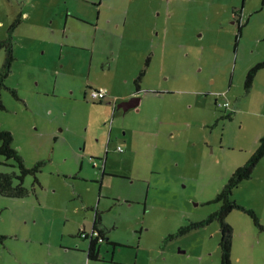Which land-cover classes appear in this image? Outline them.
<instances>
[{
  "label": "rangeland",
  "instance_id": "374dc122",
  "mask_svg": "<svg viewBox=\"0 0 264 264\" xmlns=\"http://www.w3.org/2000/svg\"><path fill=\"white\" fill-rule=\"evenodd\" d=\"M183 6L189 11L183 25L188 33L178 30V36L170 37L172 48L163 50L159 58L164 54L171 66L165 72L159 70L163 80L154 78L149 83L148 100L161 102L163 108L147 107L168 122L160 129L159 143L148 153L147 161L155 155L152 166L134 162L131 154H119L116 148L121 142L115 141L107 170L123 176L107 175L99 194V184L73 179L76 174L91 176L79 171L78 154L86 138L94 141L93 130L105 140L109 127L114 126V138L119 120L107 122L109 111L103 112L102 102H93L92 91L85 103L79 102L83 90L73 79H78L75 69L82 68L74 67L70 57L84 62L94 55L100 57L94 64L96 73L90 75V85L96 88L105 82L97 74L108 64L114 63L117 80L123 68L119 62L135 60L132 47L143 42L130 33V25L136 23V4L130 0H0V41L10 39L16 60L6 80L9 89L1 94L5 109L0 111V128L12 133L13 147L27 168L43 163L38 186L33 177L25 178L26 188L35 185V194L26 199L0 196V235L4 236L0 264H61L70 259L68 251L83 243L69 236L92 226L93 213L86 211L80 196L94 207L100 204L103 225L110 229L108 237L122 245L112 252L116 264H220L217 222L165 245L163 240L217 209L218 203L209 202L233 171L252 156L264 135V67L254 76L249 92L244 87L247 73L264 62V5L262 0H185ZM238 8L245 11L241 24L231 14ZM127 10L132 11L130 35L115 27ZM20 13L22 20L16 24ZM78 33L87 40L78 43L84 50L73 48L72 39ZM156 46L159 52L162 47ZM109 53L119 62L106 59ZM5 55L0 49V70ZM82 85L85 89L84 81ZM163 90L174 93L168 96ZM215 101L230 106L218 107L221 115L215 111ZM174 111L176 126L167 118ZM220 115L225 120H218ZM124 120L129 122L131 115ZM131 123L137 124L134 119ZM133 137L136 141L144 138L142 132ZM134 150L143 152L146 147L135 146ZM79 160L87 162L88 157ZM4 162L0 157V172H9L13 163L8 161L7 166ZM98 171H93L97 178ZM233 193L234 200L253 210L264 227V157L251 178ZM225 221L234 233L233 264H264V232L253 219L232 210ZM254 232L258 245L252 239ZM103 257L110 258V254Z\"/></svg>",
  "mask_w": 264,
  "mask_h": 264
},
{
  "label": "flooded vegetation",
  "instance_id": "af4514ba",
  "mask_svg": "<svg viewBox=\"0 0 264 264\" xmlns=\"http://www.w3.org/2000/svg\"><path fill=\"white\" fill-rule=\"evenodd\" d=\"M130 1L134 2V4H136V6H137L135 8V16H134L136 23L134 24V26L130 25V33L134 34L135 36H139V35H137L138 32L142 33L144 31L145 27H147V29H148L149 26L154 25V28L158 30V34L154 32V37L155 36L157 37L154 39V44H151V42L148 40V42L144 41V42H142V44H140L137 47L136 46L132 47L133 53H131V54H134L135 60H129L128 62L136 63L137 61L141 60L143 67L138 71L137 74H135V77H134L133 88H134V91H136V93H134V95L132 94L129 98H127L124 101L123 100L119 101L117 99V97L113 98V101H112L113 105L111 107V111L108 112L107 122L110 121V119L115 120L117 118V120H119L118 127H116V135L114 136V138H112L114 126H111V127H109V133H108V136L106 137L105 140L103 139L101 134L98 135L93 130L92 131L93 136L91 138L94 141L88 142L89 139H85L83 141L81 152H80V155L78 156V162H79L78 164H79V169H80L79 171L81 173H85V174L89 173L91 176L85 177V175L78 176L76 174V175H74L73 179H76V180L81 179L85 182H92V183L99 184V187H98L99 194L102 193V188H103L102 186H103L105 177H107V175L123 176V175L115 174L114 173L115 170H113V169L107 170V167H109L108 156H110V147L115 141L118 142V141L126 138L125 135H127V136L130 135V133L129 134L127 133L126 129H129L132 133L134 132L133 131L134 126L132 125L131 120H133V118L136 116V113H138V111H139L138 103L136 104V100H138V98H139L138 96L142 90L139 85H140V83H142L143 76L147 72V69L151 68V66L154 62H156L160 58L165 59L164 54L160 58H159V55L163 52V50L166 51L167 49L172 48L171 44H173V43L170 40L171 36H178V30H180V31L183 30L184 33H188L187 30L183 29V25H185V21L187 22V18L189 16V11L186 10L185 6H183L185 0H130ZM127 11H126V13H127ZM231 14H232L235 22H237L239 24L242 23V21H243L242 19L244 17L243 10H240L239 8L234 9L231 12ZM79 18H81V17H79ZM81 19L84 20L86 18H81ZM179 19L182 22H180ZM21 20H22V14L20 13L18 15L16 21L19 23ZM124 21L125 20L123 19L121 24L120 23L116 24L115 25L116 29H121V31H123L124 30L123 29L124 28V24H123ZM176 23L178 25H176ZM131 27H132V31H131ZM76 35H78L77 38H75V36L73 37L76 40V42L82 43V42L87 41V40L83 39V36H84L83 33H78ZM177 40L174 43V46L176 49H178V47H179V43ZM119 45L120 44L118 43V46ZM156 45H158L159 47H162V49L159 52H157L158 50H157ZM80 46H81V44H80ZM83 48L84 47H81V49H76V50H84ZM73 57L72 58L74 60L71 59L72 65H75V63H76L75 61L77 59H79L80 61L82 60L80 57L78 58L75 55H73ZM94 57H97V56L94 55L91 58H88L89 61H91L92 58H94ZM106 59H109V60L117 59V61L119 62V58L115 55L110 54V53ZM87 64H89V63H87ZM80 67L82 68V71L81 70L77 71L75 69V74L77 77H80V79L79 78L77 80L73 79V81L76 84L81 83L79 85V89L82 88L83 91L87 90L88 93L90 91H92L94 93L95 91L98 90L99 87L96 88L95 86H88V85L84 84L85 89L83 88L82 82L86 80V76L88 73H87V70H84L82 66H80ZM135 82H138V84H134ZM108 96H109V93H107L106 97H108ZM106 97H104L102 99H95V100H93V102L105 103ZM217 103L218 102L215 101L216 105H217ZM131 111L134 112L133 115H132V113H130ZM125 115H131V120L129 122H126L124 120ZM86 140H88L87 144H89V146H92L94 148V151H93L94 154H91V152L89 151V146H85ZM71 143H72L71 141H68L69 145ZM85 156L88 157L87 162L79 160L81 157H85ZM111 166L112 165L110 164V167ZM83 168H85L86 171H82V170H84ZM145 168H146V165L144 164L142 166V169L144 170ZM95 169L99 170L98 171L100 173L99 178H97V174H94V172H93ZM142 172L143 171L138 172L140 177L143 176ZM80 197L82 199L81 200L82 203L83 202L85 203V198H82V196H80ZM110 200H111V197H110ZM127 201L131 202V201H129V199H126V202ZM86 211H88V212L91 211L94 213L93 224L95 225V218H96L95 216H97L98 211H100L99 206L97 205V207H94V205L90 204V206H86ZM100 212H102V211H100ZM103 215H104V212L101 216H99V218H100L99 222H101L102 227L104 226L103 220H102ZM94 225H92V229H90L88 231H85L83 228L78 230L77 234L74 235L73 237H75V239H78V240L80 239V240L89 242L88 249H86V255H87V258L89 259L90 262H97V263L108 262V263L116 264L114 262V257H113L112 252H114L117 248H120L122 245L120 243L113 241L112 239H110L108 237V236H110V235H108L110 229L103 227L106 229V231H104L105 235L100 236L98 234V232H99V229H101L102 227H100V226L94 227ZM112 229L114 230L115 228H112ZM97 230H98V232H97ZM92 243L95 244L94 245V253L96 254L95 259H91L89 257V254H88L89 253V246ZM103 247L105 248V251H103ZM107 253L110 254L111 258L106 259L103 257Z\"/></svg>",
  "mask_w": 264,
  "mask_h": 264
},
{
  "label": "trees",
  "instance_id": "16d2710c",
  "mask_svg": "<svg viewBox=\"0 0 264 264\" xmlns=\"http://www.w3.org/2000/svg\"><path fill=\"white\" fill-rule=\"evenodd\" d=\"M262 5H264V0H262ZM18 24L17 21H15ZM15 26H12L9 29V33L11 34ZM241 29V28H240ZM240 29L238 32L240 33ZM10 34L9 37L10 38ZM4 49L6 55L4 59V64L0 70V111L5 109L3 102L1 100V94L4 89H9L6 86V80L10 77L12 64H14L15 55L13 53V45H11L10 39H6L4 41H0V49ZM264 67V62L257 64L254 68H252L246 75L245 80V90L246 93L249 92L250 87L252 86V82L254 80V76ZM134 84H138L135 82ZM14 98L16 97V93L13 89H10ZM229 104V103H228ZM215 111L223 113L218 109V106L214 104ZM230 106V105H229ZM228 106V107H229ZM220 113V114H221ZM222 115V114H221ZM219 116L220 119L218 120H225L223 116ZM227 120H230V117H226ZM0 157L5 158V162L3 165L10 166L7 162L11 161L13 166H11V170L9 172H0V196L6 197L10 199H21L27 198L31 194H35V185L38 186L39 182L37 179V175L40 172L43 163L39 162L35 164L32 168H27L24 164L22 157L18 150L13 147V135L11 132L2 130L0 128ZM264 157V135L260 138L259 145L257 146L256 150L252 154V156L245 161V163L237 168L228 178L227 182L223 186L222 190L217 193L215 198L209 203H218V207L215 211H213L206 219H202L196 222H191L184 226H181L175 233L168 234L164 240L163 245L171 240H174L178 237L183 236L186 233H190L193 230H197L200 228H205L209 226L213 222H217L220 231V238H219V252H220V264H233L231 259V250H232V228L231 226L225 221L227 220L228 215L232 212V210H240L245 212L249 217L253 219L254 225L264 230V227L260 225L259 219L257 218L256 213L253 210H248L241 204L237 203L234 200V193L233 191L237 189V187L243 181L250 179L255 166L258 162ZM33 177L35 181V185H32L30 188H26L25 178ZM36 186V187H37ZM103 212L98 211L97 216H95V225L94 227L101 226V222H99V216H101ZM105 229H99L98 234L100 236H104ZM4 237V236H3ZM3 237L0 235V240H3ZM94 243L89 246V257L91 259L96 258V254L94 253Z\"/></svg>",
  "mask_w": 264,
  "mask_h": 264
},
{
  "label": "crops",
  "instance_id": "0c3cea01",
  "mask_svg": "<svg viewBox=\"0 0 264 264\" xmlns=\"http://www.w3.org/2000/svg\"><path fill=\"white\" fill-rule=\"evenodd\" d=\"M131 12H132L131 10H128L126 13V17L124 18L125 21L123 23L124 24L123 29H124L126 34H129L128 30H129L130 21H128V20L130 18ZM244 15H245V13H244ZM98 17H99L98 21H100V14L98 15ZM154 32L158 34V30L154 28V25L149 26L148 29H147V27H145L144 31L142 33L141 32L137 33V35H139L137 37L141 36L140 39H142L143 42L144 41L148 42V40H149L151 42V44H154V39L157 38L156 36L154 37ZM72 41L74 44L73 48H75V50L81 49L80 44H78V42H76V40L74 38L72 39ZM72 57H70V60L75 59L74 57H73L74 59ZM96 60H100V57H94V58H92L91 61H89V59H87L85 62L83 60L80 61L79 59H77L75 61L76 63L74 65V67L82 66L84 70H87L88 74L86 76V80L84 81L85 85L94 86V85H90V81H91L90 75L93 76L96 73L95 72L96 66H94V64L96 63ZM164 60L165 59H162L160 61L157 60L156 62H154L152 64L151 68H148L147 72L143 76L142 83H140V85H139L142 90L138 96L139 97L138 100H136V104L138 103L139 111H138V113H136V116L133 118L137 124L135 127H133V131H134L133 133L130 131V135H128V136L125 135L126 138L118 141V142H121L119 146H122V147H119V146L117 147V148L122 149V152H119V154H124V153H126L127 155L131 154V159H133L134 162L142 160L146 164H150L151 166H152V161L155 158V155L153 157H151L150 160L147 161L148 153L151 152L152 149L154 148L152 146L159 143L158 136L161 135L160 129L162 128V126L167 127L168 122H167V119L163 121L162 118H160L158 115H156L153 111L149 110L147 107V104H150L153 106L161 105V107L159 109L163 108L161 102L155 101V100H152V101L148 100V96H149L148 94H150V92L152 91L149 83L154 78H160L161 80H163L162 77H164V76H159V74L161 72H165L168 69V66H171V63H169L167 65ZM158 62H160L161 64L157 66ZM87 63H89V64H87ZM114 66H115L114 63H112V65L108 64L107 68L103 69L101 72H99L97 74V76L104 77V80H105V82L101 86L97 84L98 87L102 88L103 90H106L107 93H109V96L106 97V99H105L106 101L104 100L106 107H104V103H102V105H101L103 112H104V110H108L109 112L111 111V107L113 105L112 101H113L114 97H117V99L119 101H122V100L124 101L127 98H129L132 94L134 95V93H136V91H134V88H133V81H134L135 74H137L138 71L143 67V64H142L141 60L137 61L136 63L128 62V61L127 62H120V66H122L123 68L119 69L122 74L118 73L117 80L113 77L114 76V70H113ZM160 69H161V72L159 71ZM66 72L67 71H65V73ZM92 72H93V74H92ZM78 78L80 79V77H78ZM105 78H107V79H105ZM182 84H185V83H182ZM116 85H117V90H116ZM163 91L168 96H171L174 93V92H167L168 90H163ZM158 92L159 91H155V94H157V95L163 94L162 92H160V93H158ZM176 92H178V91H176ZM178 93H180V91ZM81 95H84V96H81L82 98H78V100H79V102L85 103V101H87L86 96H88V91L87 90L82 91ZM149 98H151V96ZM214 104H215V102H214ZM130 113L133 114L134 112L131 111ZM167 118H168V120H170V125L176 126L177 115H176L175 111L172 112L171 114H169V116L167 115ZM140 132L143 133L144 138L140 141H136L133 136L135 134H139ZM146 136H149L148 140H146ZM64 138L66 139V137H64ZM87 141L88 140L85 141L86 142L85 146H89V144H87L88 143ZM118 142H116V143H118ZM135 146H145L146 150L143 152H141L140 150L135 151L134 150ZM117 148H116V151H118ZM174 150L177 151L176 148ZM89 151L91 152V154H94V152H93L94 148L92 146H89ZM78 155H80V154H78ZM87 192H90V190H88ZM237 203H239V202H237ZM83 204L86 207V206H90V204H92V203H90L89 201H86L85 203L83 202ZM239 204H241V203H239ZM98 206L100 207V204H98ZM89 212L93 213L91 211H89ZM93 215H94V213H93ZM93 215L91 216L92 225H94L93 224ZM100 227H102V226H100ZM103 227H105V226H103ZM82 228L85 230L84 227H82ZM82 228H80V229H82ZM105 228H107V227H105ZM91 229H92V226H91ZM259 230L262 233L264 232V230H262V229H259ZM105 231H106V229H105ZM258 233L261 234L260 232H258ZM108 235H110V234H108ZM233 235H234V233H233ZM65 236H66V234L64 232L61 233L62 241L64 240ZM256 236H257V234H256V232H254L252 239H254L255 243L257 244V243H259V240L257 238H255ZM69 239H75V237L70 235ZM75 240H78V239H75ZM81 242L83 243V245L73 247V249L68 251L70 254V259H67L65 261V263H61V264H88V263H90L89 259L87 258V255H86V249H88L89 242L83 241V240H81ZM232 250H233V247H232ZM232 250H231V259L233 258ZM232 263H233V259H232ZM134 264H137V262Z\"/></svg>",
  "mask_w": 264,
  "mask_h": 264
},
{
  "label": "built area",
  "instance_id": "2783aa9c",
  "mask_svg": "<svg viewBox=\"0 0 264 264\" xmlns=\"http://www.w3.org/2000/svg\"><path fill=\"white\" fill-rule=\"evenodd\" d=\"M92 98L94 99H102L107 96V91L103 90L102 88L98 89L94 93H92ZM217 106L219 108H228L229 104L227 102H218ZM119 152H122L121 148H117Z\"/></svg>",
  "mask_w": 264,
  "mask_h": 264
},
{
  "label": "clouds",
  "instance_id": "9594fccd",
  "mask_svg": "<svg viewBox=\"0 0 264 264\" xmlns=\"http://www.w3.org/2000/svg\"><path fill=\"white\" fill-rule=\"evenodd\" d=\"M119 152V151H118Z\"/></svg>",
  "mask_w": 264,
  "mask_h": 264
},
{
  "label": "water",
  "instance_id": "95a60500",
  "mask_svg": "<svg viewBox=\"0 0 264 264\" xmlns=\"http://www.w3.org/2000/svg\"><path fill=\"white\" fill-rule=\"evenodd\" d=\"M136 106V105H135Z\"/></svg>",
  "mask_w": 264,
  "mask_h": 264
}]
</instances>
